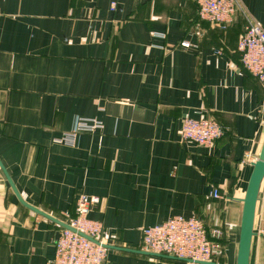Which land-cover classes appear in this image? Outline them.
Returning a JSON list of instances; mask_svg holds the SVG:
<instances>
[{
  "label": "crops",
  "instance_id": "crops-1",
  "mask_svg": "<svg viewBox=\"0 0 264 264\" xmlns=\"http://www.w3.org/2000/svg\"><path fill=\"white\" fill-rule=\"evenodd\" d=\"M241 1L264 26V0ZM246 25L200 18L197 0H0V264H49L63 225L47 215L64 222L80 193L100 198L89 217L108 231V264H193L140 252L142 228L175 214L221 229L217 256L236 264L264 144V82L238 47ZM77 117L104 127L57 142ZM185 117L225 133L183 141ZM249 264H264V177Z\"/></svg>",
  "mask_w": 264,
  "mask_h": 264
},
{
  "label": "built area",
  "instance_id": "built-area-1",
  "mask_svg": "<svg viewBox=\"0 0 264 264\" xmlns=\"http://www.w3.org/2000/svg\"><path fill=\"white\" fill-rule=\"evenodd\" d=\"M200 18L221 28H227L236 14L245 16L247 25L239 40V51L244 68L264 82V26L253 20L241 0H197ZM112 3V9L116 8ZM190 47L187 40L181 42ZM104 127L96 117H77L71 129L63 131L55 140L67 145H75L79 133H95ZM225 129L213 118L195 119L185 117L181 125L183 141L212 146L223 136ZM251 154L246 155V159ZM214 195L220 197L219 190ZM100 202L97 196L80 193L75 213H66V223L55 241V255L49 264H108L107 248L103 237L108 233L102 222L91 219L89 212ZM221 229L209 233L204 222L195 216L171 215L155 225L142 228V249L157 255L170 256L193 264H225L217 254L222 248ZM94 238L96 241L92 240Z\"/></svg>",
  "mask_w": 264,
  "mask_h": 264
},
{
  "label": "water",
  "instance_id": "water-1",
  "mask_svg": "<svg viewBox=\"0 0 264 264\" xmlns=\"http://www.w3.org/2000/svg\"><path fill=\"white\" fill-rule=\"evenodd\" d=\"M1 166L4 169L3 165H1ZM263 177H264V144L262 146V149H261V152H260V155H259L257 161L254 163V170H253V173H252L250 181H249L246 197L244 199L245 205H244V212H243V219H242V229H241V237H240V244H239V251H238V259H237L236 264H249L256 203H257V199H258L260 184H261ZM10 182H11V180H10ZM11 184L13 185L12 182H11ZM13 187H14V185H13ZM32 208L37 210L34 207H32ZM47 216L50 217L52 220L59 222L63 226L69 227L66 223L58 221L57 219H55L49 215H47ZM89 238H91V237H89ZM91 239L96 241L94 238H91ZM104 246L106 248L109 247V245H107V244H104ZM140 252L147 253L148 255H152V256H159V257H167V258L176 259L174 257L157 255V254L150 253L147 251H140ZM201 264H210V263H201Z\"/></svg>",
  "mask_w": 264,
  "mask_h": 264
},
{
  "label": "trees",
  "instance_id": "trees-1",
  "mask_svg": "<svg viewBox=\"0 0 264 264\" xmlns=\"http://www.w3.org/2000/svg\"><path fill=\"white\" fill-rule=\"evenodd\" d=\"M210 233V232H209ZM221 241V240H220Z\"/></svg>",
  "mask_w": 264,
  "mask_h": 264
}]
</instances>
